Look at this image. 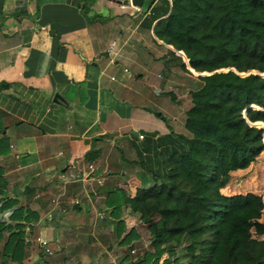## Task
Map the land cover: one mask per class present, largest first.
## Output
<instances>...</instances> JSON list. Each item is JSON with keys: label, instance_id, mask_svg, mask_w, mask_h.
Returning a JSON list of instances; mask_svg holds the SVG:
<instances>
[{"label": "crops", "instance_id": "1", "mask_svg": "<svg viewBox=\"0 0 264 264\" xmlns=\"http://www.w3.org/2000/svg\"><path fill=\"white\" fill-rule=\"evenodd\" d=\"M161 1L143 0L138 9L131 0H0V223L10 226L0 264H107L113 254L127 264L130 248L143 251L138 216L124 205L111 214L110 206L152 185L140 162L171 133L183 134L191 93L201 86L184 54L154 35L172 2ZM154 14L160 19L148 28ZM174 60L184 61L185 75L172 70ZM158 63L167 67L165 77L155 72ZM127 65L137 69L130 73ZM56 93L66 105L53 102ZM153 96L171 102L153 103ZM248 169L232 172L222 194L245 195L232 180ZM118 190L119 198L111 197ZM10 199L15 204L3 209ZM21 206L36 219L13 221ZM16 224L23 225L21 263L3 254ZM132 229L137 236L126 249L121 240ZM42 241L57 260L45 258L51 256Z\"/></svg>", "mask_w": 264, "mask_h": 264}, {"label": "trees", "instance_id": "2", "mask_svg": "<svg viewBox=\"0 0 264 264\" xmlns=\"http://www.w3.org/2000/svg\"><path fill=\"white\" fill-rule=\"evenodd\" d=\"M153 32L184 54L201 86L185 114L188 134L171 133L140 162L151 167L145 171L152 185L110 206L111 214L129 208L150 236V250L138 262L127 255L124 262L159 264L167 255L162 264H264L262 197L221 192L232 172L248 169L264 151V0H172ZM181 66L188 72L183 60ZM119 191L111 197L118 199ZM14 204L6 200L3 209ZM11 219L36 215L21 206ZM15 227L19 232L9 235L3 254L21 263L23 225ZM8 230L0 223V241ZM135 235L130 230L121 244L132 247Z\"/></svg>", "mask_w": 264, "mask_h": 264}, {"label": "rangeland", "instance_id": "3", "mask_svg": "<svg viewBox=\"0 0 264 264\" xmlns=\"http://www.w3.org/2000/svg\"><path fill=\"white\" fill-rule=\"evenodd\" d=\"M162 3H166V0H162L160 2V4ZM158 4V6L160 5ZM168 4V3H166ZM170 6V3L168 4ZM156 6V8L158 7ZM157 12V11H156ZM147 26L148 28L150 27V23H151V18H149V21L147 20ZM143 28V27H142ZM140 30V32H143L144 29ZM145 36H149V39H152V32H146L144 34ZM155 40V39H154ZM156 41V40H155ZM149 43L152 45V47L154 48L155 46L153 45L152 43V40L149 41ZM175 59V58H174ZM175 63L178 64V67H175L173 68L172 70L177 72V73H180L181 74H184L186 73V70L182 68L181 66V62L178 61V60H174ZM117 67H120V68H123L125 65L124 64H121L120 62L117 64ZM127 68L129 69L130 73H134V70L133 69H137L136 67H129L127 65ZM155 72H158L159 75L161 76H166L168 75V70H167V67H165V64H162V63H158L157 64V67L155 68ZM183 75V76H184ZM194 76H197V75H194ZM193 80L197 86H200V80H195V79H191ZM175 93V92H174ZM173 98V97H172ZM175 98L172 99V102H174ZM152 101L153 103H158V104H163V105H167V104H170L171 102V98L170 97H161L158 101H155L154 99V96L152 97ZM176 103V102H175ZM149 107H152L151 105H148ZM149 107H147V109H149ZM152 109H155L154 107H152ZM169 119L171 118H166V121H170ZM169 123H173V121L169 122ZM183 134L181 135H187V131L183 129ZM124 154V156L126 155L127 151H120ZM262 155H260V157L253 163L250 165V168L248 169L247 173H242L238 176H236V178H233L232 180V186L234 188H236V192H239L241 194H246L248 192H258V193H261L264 197V153L262 152L261 153ZM155 166V165H154ZM156 168V166H155ZM150 178V176L148 177V179ZM80 197V196H79ZM81 199V197H80ZM264 199V198H263ZM95 203H98V201H95ZM97 205H95L96 207ZM74 207H77V206H74ZM97 210V209H96ZM103 210V209H102ZM101 209L97 210L96 212L97 213H100V211H102ZM103 212V211H102ZM103 214H105L103 212ZM94 226V229L96 228V226L93 224ZM138 233H139V237H141V239L139 240L140 241V245L141 247L143 248V251H141L140 253L134 249V248H130V250H128L127 252L129 253L127 256H128V259L129 261H133V262H138V260H140V258L143 256V254L146 252V250H150V236L148 234V231H147V226L144 225L143 223H138ZM134 230V229H133ZM135 234H136V231L134 230ZM137 236V235H135ZM138 237V239H139ZM261 238L264 239V236H262ZM136 239V238H135ZM134 239V240H135ZM133 242V241H132ZM128 249L129 246H126ZM134 249V253H131ZM122 252V251H120ZM177 254L180 256L182 254V251H180L179 249L177 250ZM45 256V255H44ZM57 256V255H55ZM45 257L47 260H50L53 261V258H56V257ZM167 258V255H164L159 264H162L163 260ZM58 258H56L55 260H57ZM126 263V261L124 262ZM181 264L183 263V261L180 262ZM107 264H119V261L115 258V255H109L107 256Z\"/></svg>", "mask_w": 264, "mask_h": 264}, {"label": "built area", "instance_id": "4", "mask_svg": "<svg viewBox=\"0 0 264 264\" xmlns=\"http://www.w3.org/2000/svg\"><path fill=\"white\" fill-rule=\"evenodd\" d=\"M114 45H115L114 43L111 44L110 50L113 48ZM125 71H126V70H125ZM253 107H254V106H253ZM254 108H255V107H254ZM142 138H143V137L141 136L140 139H142ZM91 169H92V166H89V170H91ZM52 203L54 204L55 201L53 200ZM72 205H73V206H79V205H80V201H79L78 199H75V200L72 201ZM41 247H42L43 253H44L46 256H52V255H53V252H52V250L49 249V247H48V243H47V242L42 241V242H41ZM131 253H134V251H132Z\"/></svg>", "mask_w": 264, "mask_h": 264}, {"label": "water", "instance_id": "5", "mask_svg": "<svg viewBox=\"0 0 264 264\" xmlns=\"http://www.w3.org/2000/svg\"><path fill=\"white\" fill-rule=\"evenodd\" d=\"M142 2H143V0H131V5L133 7L139 9L142 6ZM189 70H191V69L189 68ZM225 71H227V70H225ZM198 75H200V74H198ZM53 102L58 104V105H66L67 104L66 100L61 95H59L58 93L54 94Z\"/></svg>", "mask_w": 264, "mask_h": 264}]
</instances>
